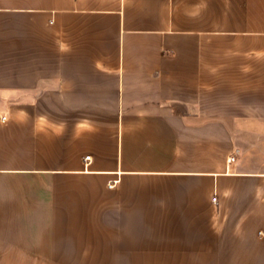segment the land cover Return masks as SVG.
<instances>
[{
  "label": "crops",
  "instance_id": "obj_1",
  "mask_svg": "<svg viewBox=\"0 0 264 264\" xmlns=\"http://www.w3.org/2000/svg\"><path fill=\"white\" fill-rule=\"evenodd\" d=\"M263 233L264 0H0V264H264Z\"/></svg>",
  "mask_w": 264,
  "mask_h": 264
},
{
  "label": "built area",
  "instance_id": "obj_2",
  "mask_svg": "<svg viewBox=\"0 0 264 264\" xmlns=\"http://www.w3.org/2000/svg\"><path fill=\"white\" fill-rule=\"evenodd\" d=\"M7 119H8L7 116L2 117V120H3V121H6ZM85 160H86V161L91 160V156H86ZM232 160H233V158H231V161H232ZM116 183H117V182L114 181V182L112 183V185L109 184V187H115ZM263 235H264V233H263Z\"/></svg>",
  "mask_w": 264,
  "mask_h": 264
}]
</instances>
